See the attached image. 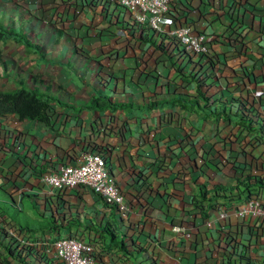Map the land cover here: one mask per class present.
<instances>
[{"label": "crops", "instance_id": "obj_1", "mask_svg": "<svg viewBox=\"0 0 264 264\" xmlns=\"http://www.w3.org/2000/svg\"><path fill=\"white\" fill-rule=\"evenodd\" d=\"M93 2L40 0L34 12L28 0H0V25L35 46L0 41V92L23 86L55 99L49 126L13 114L0 117V191L23 210L24 200L34 204L47 190L31 176L36 161L44 173L78 163L88 150L102 153L128 211L122 216L90 192L51 198V211L39 213L69 225L66 234L109 221L126 245L139 247L137 261L264 264V224L235 212L249 195L244 191L231 206L217 199L204 208L206 216L200 205L207 203L198 196L200 186L208 192L236 187L247 176L264 182V144L194 109L147 107L195 96L202 82L212 100L241 98L264 112V0L188 1L176 20L210 36L209 59L191 58L172 44L159 49L158 36L152 39L156 45L142 41L136 28H127L129 16L118 13L114 0H101L102 8ZM171 27L165 22L163 30ZM102 50L111 57L98 58ZM99 93L131 107L77 110ZM231 156L239 174L227 164ZM23 160L28 169L19 164ZM257 192L264 204V187Z\"/></svg>", "mask_w": 264, "mask_h": 264}, {"label": "built area", "instance_id": "obj_2", "mask_svg": "<svg viewBox=\"0 0 264 264\" xmlns=\"http://www.w3.org/2000/svg\"><path fill=\"white\" fill-rule=\"evenodd\" d=\"M114 1L117 10L126 12L132 21L173 39L178 52L191 58L212 57L210 36L195 32L186 21L176 20V14L185 10L184 7L190 0ZM100 4L103 5L101 2ZM165 22L172 27L163 30ZM203 84L200 82L207 91L208 86ZM260 114L264 117V112ZM248 135L250 140L256 141L253 134H246L245 138ZM5 147L10 152L11 149L6 145ZM19 164L25 169L30 167L27 160L19 161ZM227 164L239 174L241 169L236 157H229ZM41 166L42 162L38 160L31 168V176L36 180L41 179L47 188L45 192H40L43 196L36 202L39 210L50 212L51 198L60 199L69 193L90 192L101 202L115 207L122 216L127 213L122 190L107 167L105 154L88 150L81 155L78 163L51 166L44 173L40 172ZM68 209L69 207H65L66 216ZM235 212L240 219L253 217L264 224V204L258 194L244 198L241 205L235 208ZM149 259L143 257L137 261L124 253L106 250L100 233L86 224L64 236L57 231L31 232L9 219L0 206V264H156Z\"/></svg>", "mask_w": 264, "mask_h": 264}, {"label": "trees", "instance_id": "obj_3", "mask_svg": "<svg viewBox=\"0 0 264 264\" xmlns=\"http://www.w3.org/2000/svg\"><path fill=\"white\" fill-rule=\"evenodd\" d=\"M93 1L95 0H92L91 5L94 4ZM102 7L103 5L100 6V8ZM118 12L121 13L120 11ZM126 23L128 29L136 28V30H138L139 38L142 39V41L156 45L152 39L155 36H158L160 39V45H158L157 48L163 49L165 46L164 44L166 43L174 45V47L177 49L176 42L173 39L147 29L144 25H140L132 21L130 17H128V21ZM8 40L22 45L27 49L35 48V46L23 34L17 33L11 29H6L0 25V41L6 42ZM196 85L197 88L195 96L177 95L172 100L153 102L148 104L147 107L151 109L155 105L164 107L173 106L176 104L183 109H194L195 111L201 112L205 118L228 121L235 126H238L242 132L246 134H253L256 140L264 144V117L257 109L252 108L249 102L241 98H220L217 100H212L206 96L205 92L203 91V87L200 84L198 85L196 83ZM54 101L55 99L49 94H43L37 90H31L21 86L20 88L11 90L9 92H0V116L13 114L16 115L20 121H36L49 126L51 119V104ZM123 107H131V105L112 103L108 95L99 93L95 95L88 102V104L77 108V110L116 111L117 109ZM238 182L241 187L236 186L226 188L223 186H215L211 192L206 191L205 188L200 186L198 195L201 198L200 201L207 203L206 207H204L203 204L199 202L201 204L200 208L202 215L206 216L205 210L212 208L213 202L217 199H224L225 204L231 206L235 202L239 201V197L244 191L249 196L257 195V189L264 187L263 180L255 176H247L243 180H238ZM29 198L32 199L33 197ZM8 200L12 207L21 213L23 212V210H21L15 204L13 199L8 197ZM104 204L109 208L115 209L113 206H110L106 203ZM34 206L38 214L44 218L46 222H24L22 224L11 219L4 209L2 210L9 219L14 221L21 228H25L31 232L44 230L57 231L59 235H61L60 233L62 230H66L67 232L69 231V225H57L52 218L48 221V219L45 218L43 214L39 213L40 210L38 209L36 203H34ZM92 228L100 233L102 243L106 250L124 253L125 256H130L132 258H137L140 256L141 250L139 247L134 246L133 244L126 245L109 221H105L104 224H100L99 226H92Z\"/></svg>", "mask_w": 264, "mask_h": 264}, {"label": "rangeland", "instance_id": "obj_4", "mask_svg": "<svg viewBox=\"0 0 264 264\" xmlns=\"http://www.w3.org/2000/svg\"><path fill=\"white\" fill-rule=\"evenodd\" d=\"M29 3L31 4V9L36 12L37 10H39L42 5L40 4V0H28ZM49 10V8H45L44 10L40 11L41 14H45L47 13ZM112 11V10H111ZM97 57L103 59H108L110 58V51H101L97 53ZM1 70V68H0ZM15 163H13L11 166H14ZM18 200V199H17ZM0 206L2 207V209H4V211L11 217V219L16 220V222L19 223H24V222H46V220H44V218H42L38 212L36 211V208L34 206V204L29 201V200H24L23 201V212H19L17 209H15L14 207H12L9 203L8 197L2 192L0 191ZM49 221V219H48ZM117 231L119 232L118 229V225L114 224ZM66 230H62V232L60 233L61 236H64L66 234Z\"/></svg>", "mask_w": 264, "mask_h": 264}]
</instances>
